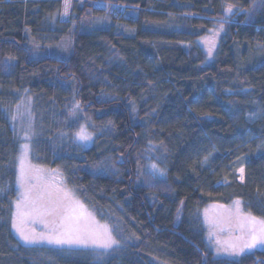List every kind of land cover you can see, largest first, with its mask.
<instances>
[{"label":"trees","instance_id":"16d2710c","mask_svg":"<svg viewBox=\"0 0 264 264\" xmlns=\"http://www.w3.org/2000/svg\"><path fill=\"white\" fill-rule=\"evenodd\" d=\"M64 2L0 0V264H264L215 258L192 220L237 199L264 220V0H73L67 21ZM24 151L117 246L20 245Z\"/></svg>","mask_w":264,"mask_h":264},{"label":"rangeland","instance_id":"374dc122","mask_svg":"<svg viewBox=\"0 0 264 264\" xmlns=\"http://www.w3.org/2000/svg\"><path fill=\"white\" fill-rule=\"evenodd\" d=\"M73 12H74L73 0H68L67 10L65 9V2H64L62 15H61L62 20L63 21L70 20ZM235 13L236 11L233 8H231V11H228L227 9L225 11L227 18L233 16ZM223 30H224V26L220 23L215 27L214 30L211 31V34L209 36L200 39L199 44L202 47H205L210 39H213L221 35L223 33ZM64 46L67 47V43ZM24 115L26 116V119L29 120L27 122L29 123V128H26L24 131H22V133L25 132L28 133L32 129L31 122L33 120V115H31L29 107H27ZM68 122L71 121L69 120ZM81 129H83L84 135L88 137L87 139H81L78 136V133L81 132ZM81 129L77 133L76 137L79 142L90 147L93 143L94 136L92 133L89 132L87 128L81 127ZM22 138H25V136H22ZM24 149L27 150V148ZM26 153L27 152L25 151L22 152L20 158L18 159L20 164L18 166V173L16 177V187L18 189V197L16 199V202L22 198V193L25 192V187H21L18 179L21 175L22 166L27 175L26 187L32 189L30 194L31 197L33 199L39 197V199L36 200V206L39 209V211L37 213H34L31 217L28 218L27 222L24 225L26 232L34 233L37 235L42 233H47L52 227L53 220L59 223V219H60L59 216L54 217L52 215H49L46 209L51 208L56 204H61V203L66 204L67 200L65 199V193H67V195L71 198L72 201L78 202L79 205L82 206V207H75L74 205L76 215H80L82 213L83 214L82 219L84 217H87L88 222L90 224L94 223L96 225H106L109 231L111 232L112 237L115 239L111 226L107 223L101 222L97 214L92 210V208H90L89 206L81 202L78 198H76V195L72 190H70L66 186L64 188L62 186L58 187V185L56 186L54 185V187H51L52 182H50L51 180L47 177L45 172L32 169L30 165H28ZM153 165L156 164L154 163L150 164V170L161 176L162 172L160 171L159 166L156 165V168H153L152 167ZM16 202L12 215V221H11L12 224H13L14 214L17 211ZM250 217L255 218L257 222L264 221L263 219L253 217L250 214H248L243 208L242 201L237 199L229 205L213 204L203 208L202 210L194 211L192 215V220H194V224L203 231L205 241L208 243V246L212 249L215 258L237 259L244 255L251 254L256 250H264V245L261 244H257L255 247L250 249L245 248L243 252H233L232 249L229 247V245L240 246L247 239H249V231L252 227H255L257 231L260 230L262 225L260 223H256L255 225H253L252 221L249 219ZM12 231L15 237L17 238V240L19 241L20 245L23 246H52V247H58L64 249L76 248L78 250H91L93 248H96L97 250L106 251L118 245L117 242L113 244L111 247L104 248L99 245H91V244L87 246H83V245L61 246L55 244H48L46 241H37L34 243H30L24 241L13 226H12ZM217 241H219V243H217Z\"/></svg>","mask_w":264,"mask_h":264},{"label":"snow or ice","instance_id":"6c2138e0","mask_svg":"<svg viewBox=\"0 0 264 264\" xmlns=\"http://www.w3.org/2000/svg\"><path fill=\"white\" fill-rule=\"evenodd\" d=\"M68 0H65V9L67 10ZM228 11H231V5H229ZM81 139H87L84 135L83 129L78 133ZM27 148V146H25ZM156 168V165L152 166ZM243 172V169H240ZM21 187H25V192L22 193V198L16 202V213L13 217L12 226L20 234L21 238L30 243L37 241H46L48 244L55 245H99L104 248L111 247L117 241L112 237L111 232L106 225H96L89 223L87 217L82 219L83 214H75V207H82L78 202L72 201L71 198L65 193L66 204H56L51 208L46 209L47 213L52 216H59V223L55 220L52 222V227L47 233L34 234L25 231L24 225L28 218L34 213H37L39 209L36 206V200L39 197L33 199L31 197V188L26 187L27 175L23 166L21 167V175L18 178ZM75 205V207H74ZM252 224L260 223L262 227L259 231L255 227H252L249 231V239H247L242 245H229L233 252H243L245 248H253L257 244L264 245V221L257 222L255 218H249ZM219 243V241H217Z\"/></svg>","mask_w":264,"mask_h":264}]
</instances>
